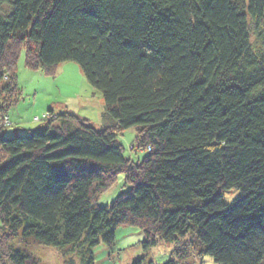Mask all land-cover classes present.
I'll list each match as a JSON object with an SVG mask.
<instances>
[{
	"label": "trees",
	"instance_id": "obj_1",
	"mask_svg": "<svg viewBox=\"0 0 264 264\" xmlns=\"http://www.w3.org/2000/svg\"><path fill=\"white\" fill-rule=\"evenodd\" d=\"M23 50L30 70L79 63L102 124L63 106L5 136ZM124 225L145 251L175 243L163 264H264V0H0V264H38L31 244L95 264Z\"/></svg>",
	"mask_w": 264,
	"mask_h": 264
},
{
	"label": "rangeland",
	"instance_id": "obj_2",
	"mask_svg": "<svg viewBox=\"0 0 264 264\" xmlns=\"http://www.w3.org/2000/svg\"><path fill=\"white\" fill-rule=\"evenodd\" d=\"M6 9H9V5ZM25 55L23 50L18 62V87L21 94L17 102L8 108L7 116L13 125L4 129L5 136L28 135L31 130L44 123L49 109L59 110L63 106L97 125L102 124L105 109L102 93L90 83L79 63L64 62L54 74H48L43 69H28ZM136 136L137 129L132 128L121 134L119 139L125 148V155L137 162L147 152L138 149ZM124 177L123 174L120 175L115 186L100 197V205L110 204L121 192L129 189L125 186ZM239 195L240 191L233 189L225 193L224 201L230 204ZM144 238L143 231L137 227H119L114 247L101 243L95 248V264H132L140 258H144L146 262L163 264L171 259L175 243L160 242L156 247L145 251L141 244ZM25 247L36 257L38 264H65L70 258L76 259L74 252L68 248L57 249L40 244ZM182 264L218 263L210 256L203 255L192 256Z\"/></svg>",
	"mask_w": 264,
	"mask_h": 264
}]
</instances>
